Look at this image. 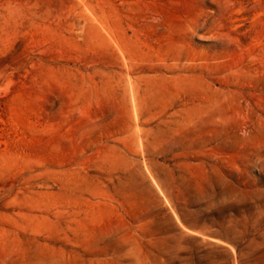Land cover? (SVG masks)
<instances>
[{"label": "rangeland", "instance_id": "obj_1", "mask_svg": "<svg viewBox=\"0 0 264 264\" xmlns=\"http://www.w3.org/2000/svg\"><path fill=\"white\" fill-rule=\"evenodd\" d=\"M0 264H264V0H0Z\"/></svg>", "mask_w": 264, "mask_h": 264}]
</instances>
